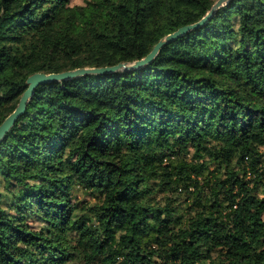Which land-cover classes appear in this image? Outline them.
<instances>
[{"label": "trees", "instance_id": "trees-1", "mask_svg": "<svg viewBox=\"0 0 264 264\" xmlns=\"http://www.w3.org/2000/svg\"><path fill=\"white\" fill-rule=\"evenodd\" d=\"M70 1L0 0V123L29 74L139 59L215 0H103L82 24ZM0 181V264H264V0L140 67L39 84Z\"/></svg>", "mask_w": 264, "mask_h": 264}, {"label": "water", "instance_id": "water-1", "mask_svg": "<svg viewBox=\"0 0 264 264\" xmlns=\"http://www.w3.org/2000/svg\"><path fill=\"white\" fill-rule=\"evenodd\" d=\"M226 2L227 0H215L211 5L210 9L199 20L193 23L182 25L178 27L176 30L165 34L164 36L158 39V41L152 46L151 50L144 57H141L139 59L133 61L118 62L116 64L107 65V66L78 67L74 69L64 70L61 72H50V73L33 72L29 74L25 80L27 86L20 95L15 108L0 123V139L3 137L5 132L12 126L17 116L24 111L27 101L32 96L35 88L39 84L53 80L59 81L62 79H68L73 76H79L87 72L106 73L115 70H126V69H134L140 67L145 63L150 62L154 58V56L158 53L160 47L163 44L178 38L186 31L204 23L215 12L216 8L225 4Z\"/></svg>", "mask_w": 264, "mask_h": 264}, {"label": "rangeland", "instance_id": "rangeland-1", "mask_svg": "<svg viewBox=\"0 0 264 264\" xmlns=\"http://www.w3.org/2000/svg\"><path fill=\"white\" fill-rule=\"evenodd\" d=\"M103 3V0H71L70 4L73 6L74 9H76V23L78 24H82L84 23L88 17L95 12ZM189 158L193 159L194 162L201 161L204 158L208 159L207 155L201 156H194L193 150L190 149L189 152ZM208 163V161H205ZM213 168V165L210 164V169ZM3 184L0 181V190L2 192H4L5 190H3ZM175 197L177 199V201L179 202V204H182L183 200L186 199V195L183 191L181 190H177L174 191ZM73 199H76L77 201H82V204L84 206H89L90 204H92V202L94 201V197L91 196L89 193L84 192L83 190H78L76 189L72 195ZM88 211V210H87ZM32 222V224H41V222L37 219L32 218L30 220Z\"/></svg>", "mask_w": 264, "mask_h": 264}]
</instances>
